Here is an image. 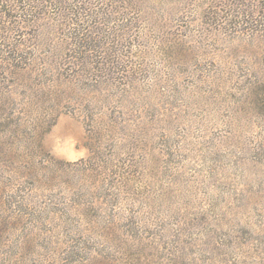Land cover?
Segmentation results:
<instances>
[{
	"label": "rangeland",
	"instance_id": "374dc122",
	"mask_svg": "<svg viewBox=\"0 0 264 264\" xmlns=\"http://www.w3.org/2000/svg\"><path fill=\"white\" fill-rule=\"evenodd\" d=\"M0 264H264V0H0Z\"/></svg>",
	"mask_w": 264,
	"mask_h": 264
}]
</instances>
